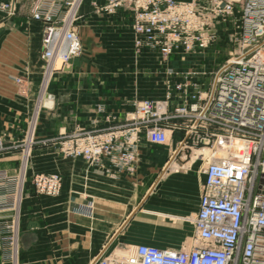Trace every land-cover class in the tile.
Segmentation results:
<instances>
[{"label": "crops", "instance_id": "obj_1", "mask_svg": "<svg viewBox=\"0 0 264 264\" xmlns=\"http://www.w3.org/2000/svg\"><path fill=\"white\" fill-rule=\"evenodd\" d=\"M37 2L0 0L15 5L11 16L0 9V135L6 147L69 133L76 126L113 124L133 103L163 99L189 72L176 55L162 60L153 50L136 53L126 11L105 14L94 10L105 0H79L75 26L81 52L67 68L48 76L41 58L43 23L31 17ZM202 73L193 80L205 92ZM49 96L51 108L44 106ZM173 132L162 145L141 135L132 169L107 158L90 165L61 155L51 144H35L24 170L22 150L1 153L0 170L13 183L12 199L18 197V237L15 257L10 248L2 249L0 264H98L102 257L127 256L142 244L191 249L197 244L192 219L204 162L197 151L183 149L182 130ZM22 172L24 183L17 187ZM36 173L58 174L61 192L35 193L31 179ZM13 213L5 210L0 217Z\"/></svg>", "mask_w": 264, "mask_h": 264}, {"label": "built area", "instance_id": "obj_2", "mask_svg": "<svg viewBox=\"0 0 264 264\" xmlns=\"http://www.w3.org/2000/svg\"><path fill=\"white\" fill-rule=\"evenodd\" d=\"M78 3L38 0L31 12L43 23L41 58L48 76L67 68L81 52ZM0 9L8 16L15 13L14 3H0ZM94 10L128 13L136 53L153 50L165 60L227 44L234 53L215 73L209 95L193 80L198 73H188L163 99L135 102L123 119L104 127L76 126L51 138L30 137L24 146L6 147L0 135V154L22 150L24 170L35 144H51L61 155L90 165L107 158L132 169L141 135L162 145L168 142L167 131L182 130L183 149L197 151L204 162L192 219L197 244L178 251L142 244L127 256L102 257L98 264H264V0H105ZM16 183L22 187L24 172ZM12 184L0 170V212L14 211L0 217V251L10 248L15 257L18 197L12 199ZM31 184L35 193L49 196L62 189L56 173H36Z\"/></svg>", "mask_w": 264, "mask_h": 264}, {"label": "rangeland", "instance_id": "obj_3", "mask_svg": "<svg viewBox=\"0 0 264 264\" xmlns=\"http://www.w3.org/2000/svg\"><path fill=\"white\" fill-rule=\"evenodd\" d=\"M233 53L234 51H233L232 46L227 44L225 46L223 45L222 47L220 46L211 47L201 53L198 52L194 54H189V56L187 55L179 56L178 60L184 61V62L186 61L185 63L189 65L190 68L188 69L189 72L187 73H198V71L200 72V71L205 70V75L200 76V77L201 78L203 77V80L201 82L202 83L205 82L204 84L205 90H206L207 95H209L210 89L212 88V85H213V78H214L215 73L219 70L220 67H222L225 64V62L233 55ZM194 61H199V64L195 65ZM192 65H194V67H191ZM204 78H207L206 81H204ZM167 132H168V141H169L170 139H172V137L170 136L171 132L169 131ZM180 134H181L180 138L182 139L185 132H180ZM188 150L190 151L191 149H188Z\"/></svg>", "mask_w": 264, "mask_h": 264}, {"label": "water", "instance_id": "obj_4", "mask_svg": "<svg viewBox=\"0 0 264 264\" xmlns=\"http://www.w3.org/2000/svg\"><path fill=\"white\" fill-rule=\"evenodd\" d=\"M51 100H52L51 96L47 97L46 101L44 102V106L51 108L52 107V101Z\"/></svg>", "mask_w": 264, "mask_h": 264}]
</instances>
